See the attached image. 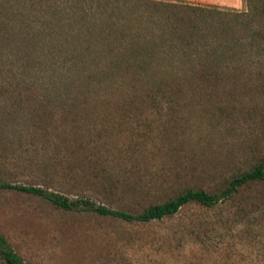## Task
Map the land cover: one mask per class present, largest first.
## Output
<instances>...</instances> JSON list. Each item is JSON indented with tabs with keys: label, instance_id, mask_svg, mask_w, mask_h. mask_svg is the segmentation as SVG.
<instances>
[{
	"label": "rangeland",
	"instance_id": "374dc122",
	"mask_svg": "<svg viewBox=\"0 0 264 264\" xmlns=\"http://www.w3.org/2000/svg\"><path fill=\"white\" fill-rule=\"evenodd\" d=\"M56 1L0 8V183L136 214L264 158V0ZM0 234L25 264H264V183L148 223L0 190Z\"/></svg>",
	"mask_w": 264,
	"mask_h": 264
},
{
	"label": "trees",
	"instance_id": "16d2710c",
	"mask_svg": "<svg viewBox=\"0 0 264 264\" xmlns=\"http://www.w3.org/2000/svg\"><path fill=\"white\" fill-rule=\"evenodd\" d=\"M11 1H16V0H11ZM58 1L53 3L56 9L59 6L60 1L59 2ZM93 2H94L93 0H79V4L81 3L83 5H81L80 13L78 17H81L84 22L87 19L88 21H90L91 18L90 16H96L100 14V11L95 13L90 11L89 8L85 9L83 7L85 5H90V3L92 4ZM10 3H11L10 0L9 2L8 0H0V8L5 7V10H7ZM60 3L65 5L69 4L68 1L65 0H61ZM73 4H76L75 0L73 1ZM259 10H260V6H259ZM76 13L77 10L75 11V14ZM261 14H264V11L261 10ZM49 15L50 14L48 13V16ZM46 16L47 15H45V18H43L44 20L41 21V24H43V22H45L46 24L51 23L50 20L48 19V16L47 17ZM33 25L34 24L32 22L27 26L29 28H33L32 27ZM41 27L48 30V28L45 25ZM259 31L260 30H257V32L254 31L253 34L257 33L259 36H261L258 33ZM36 41L37 38L31 39L29 41L33 49L37 48V45L34 44ZM85 47L86 49H89L90 44L85 45ZM85 47L83 49H85ZM48 52L49 54L52 53L50 51ZM56 58H57L56 56H53V59ZM62 64L63 66L54 63L51 66L58 65V68H66L69 70L72 69L69 68L70 65H68L67 62H63ZM252 183H264V158L257 165H255L252 170L245 172L238 177L232 178L227 188L219 193L211 194L202 189H198V190L189 189L184 192H181L174 198L164 203L151 205L145 208L143 211L136 214L127 213L121 210H112L110 208L101 205L96 206L94 203L90 202L87 199L69 200L68 198L63 197L57 193L46 191L44 189L31 185H18V184H9L7 182H1L0 190H13L19 193L38 196L48 201L56 208L62 209L64 211L86 210L93 212L99 216H110L120 220H124L126 222L148 223L152 221L161 220L167 217H172L175 214H177L182 207L189 204H196L206 208H212L217 204H219L221 201L232 199L239 192V189L241 187ZM0 264H25L23 260L19 257V255H17L13 251L11 246L8 244L7 240L1 234H0Z\"/></svg>",
	"mask_w": 264,
	"mask_h": 264
},
{
	"label": "crops",
	"instance_id": "0c3cea01",
	"mask_svg": "<svg viewBox=\"0 0 264 264\" xmlns=\"http://www.w3.org/2000/svg\"><path fill=\"white\" fill-rule=\"evenodd\" d=\"M202 2L212 3L219 6L238 8L240 0H203Z\"/></svg>",
	"mask_w": 264,
	"mask_h": 264
}]
</instances>
